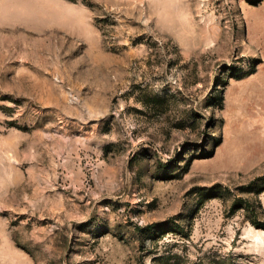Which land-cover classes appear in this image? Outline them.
I'll use <instances>...</instances> for the list:
<instances>
[{
    "label": "rangeland",
    "instance_id": "obj_1",
    "mask_svg": "<svg viewBox=\"0 0 264 264\" xmlns=\"http://www.w3.org/2000/svg\"><path fill=\"white\" fill-rule=\"evenodd\" d=\"M248 204L264 0H0V264H264Z\"/></svg>",
    "mask_w": 264,
    "mask_h": 264
},
{
    "label": "trees",
    "instance_id": "obj_2",
    "mask_svg": "<svg viewBox=\"0 0 264 264\" xmlns=\"http://www.w3.org/2000/svg\"><path fill=\"white\" fill-rule=\"evenodd\" d=\"M246 209L248 210V212L251 214V224L256 228V229H260V230H264V221H259L255 218L254 216V211H253V207L251 206V208L249 207V204L246 206ZM152 228H148V230L150 231Z\"/></svg>",
    "mask_w": 264,
    "mask_h": 264
}]
</instances>
